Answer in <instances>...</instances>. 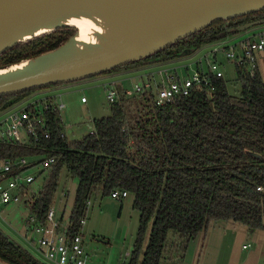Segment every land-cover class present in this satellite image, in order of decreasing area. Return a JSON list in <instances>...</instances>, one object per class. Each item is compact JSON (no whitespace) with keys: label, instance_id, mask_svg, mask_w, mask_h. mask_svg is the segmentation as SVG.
<instances>
[{"label":"trees","instance_id":"1","mask_svg":"<svg viewBox=\"0 0 264 264\" xmlns=\"http://www.w3.org/2000/svg\"><path fill=\"white\" fill-rule=\"evenodd\" d=\"M262 19L264 10L215 22L106 74L177 58L185 47L197 50L233 37L241 33L238 26ZM73 32L64 28L18 44L0 55V67L53 50ZM214 60L216 54L206 63ZM232 65L238 94L228 91L224 73L220 77L208 73L207 84L160 106L153 92L129 97L121 89L118 100L110 104V114L94 119L93 132L79 140L61 137L60 114L48 109L46 128L36 141L29 145L0 141V158L54 157L27 202L30 214L44 221L65 168L77 184L68 220L60 216L59 222L69 224L72 233L80 229L79 220L92 195L106 196L114 190L133 195L132 207L139 216L128 264H181L190 241L211 221H232L264 231V79L258 66L250 72L247 63ZM34 91L2 95L0 110ZM0 260L47 264L2 232Z\"/></svg>","mask_w":264,"mask_h":264},{"label":"rangeland","instance_id":"2","mask_svg":"<svg viewBox=\"0 0 264 264\" xmlns=\"http://www.w3.org/2000/svg\"><path fill=\"white\" fill-rule=\"evenodd\" d=\"M237 35V38L247 36L245 32ZM212 48V46L204 45L189 55H179L177 58L187 59L177 65L189 64L188 71L181 69L183 73L189 75L197 68L207 70L206 59L210 56L204 59V55ZM216 58L222 63L221 69L227 81L228 91L231 94H238L240 86L236 82V73L232 63L225 59L222 52H218ZM199 59L201 60L200 64H196L195 62ZM170 60L161 62L165 63ZM259 60L261 59L259 58ZM150 65L151 63H144L108 73L109 75L104 74L42 88L25 97L21 106L34 101H44L48 96L60 94L61 98H57V100L65 104V108L60 110L65 137L68 141L79 140L93 129L92 121L94 119L110 114V104L106 100L104 83L110 79H118L122 82L123 78H126L123 83L131 87L134 82L144 81L146 74L159 69V67ZM260 70L264 79V63ZM132 71L136 72L128 75ZM117 73L127 75L110 76ZM82 98H85L86 101L83 102ZM38 171L39 169H35L30 173L36 175ZM45 175L46 173L43 171L36 176L32 183L35 191L41 185ZM76 184L77 180L72 178L65 168L62 169L51 208L58 218L63 216L65 222H67L72 208ZM89 201L90 204L87 205L84 213L85 224L80 229L84 249L88 256L86 264H128L139 216L132 207L133 195L128 193L126 197L114 199L110 195L97 194L92 195ZM27 206L25 202L15 205H0V231L16 244L26 248L37 260L43 262L36 249L22 239V235L26 234V223L31 215ZM148 232L149 230L145 234L142 250L146 245ZM97 238L102 241H98ZM181 264H264V231L248 229L246 226L232 221H211L205 231L190 241Z\"/></svg>","mask_w":264,"mask_h":264},{"label":"water","instance_id":"3","mask_svg":"<svg viewBox=\"0 0 264 264\" xmlns=\"http://www.w3.org/2000/svg\"><path fill=\"white\" fill-rule=\"evenodd\" d=\"M125 5L156 18L150 34L137 43L122 42L115 49L90 50L81 54L68 51L75 41L74 26L59 25L50 31L31 35L45 22L65 14ZM261 10H264V0H0V55L55 30L69 28L74 31L53 50L0 67L2 70L23 61L29 62L22 69L0 73V97L103 75L125 64L146 59L215 22ZM263 24L264 19L240 25L236 30L244 32ZM26 35L31 36L17 40ZM193 52L195 47H185L179 55ZM0 264L7 263L0 260Z\"/></svg>","mask_w":264,"mask_h":264},{"label":"built area","instance_id":"4","mask_svg":"<svg viewBox=\"0 0 264 264\" xmlns=\"http://www.w3.org/2000/svg\"><path fill=\"white\" fill-rule=\"evenodd\" d=\"M244 32L247 34L246 37L237 38L238 35H236L206 44L213 48L204 55V59L222 52L227 61L239 65L247 63V69L250 72L253 71L258 66L259 58L264 61V24ZM186 59L176 58L165 63L151 64L150 66L159 67V69L146 74L144 81L134 82L131 87H121L117 80H108L104 83L107 102L115 103L123 89L124 95L129 97L153 92L154 102L160 106L173 101L178 96L188 95L193 87L202 83L207 84L208 73L215 77L223 75L218 60L207 63V70L197 68L190 75L185 74L181 69L188 71L190 65L177 64ZM200 61L199 59L195 63L200 64ZM57 98L60 99L61 95L55 94L46 97L44 101H34L21 106L22 99L1 109L0 141L22 145H29L32 139L36 141L39 132L46 128L45 111L50 109L60 114V110L65 108V104L58 102ZM82 101H86L85 98H82ZM92 132L93 129L89 133ZM60 136L65 137L64 132ZM53 162L54 157L43 155L0 158V205H15L20 202L28 204L27 202L36 193L32 187L36 176ZM35 169H39L36 175L30 173ZM126 196V191L114 190L110 193V197L114 199ZM89 204L90 201L87 200L86 205ZM84 224L85 218L83 217L79 220L80 229ZM68 226L67 223H60L55 211L50 208L43 222H39L32 215L29 216L26 223V234L22 235V239L29 246L34 247L42 257V261L47 264H86L88 256L84 249L80 229L72 233Z\"/></svg>","mask_w":264,"mask_h":264},{"label":"bare ground","instance_id":"5","mask_svg":"<svg viewBox=\"0 0 264 264\" xmlns=\"http://www.w3.org/2000/svg\"><path fill=\"white\" fill-rule=\"evenodd\" d=\"M155 22L156 18L146 16L139 10L126 5L120 8L98 7L65 14L60 18L45 22L31 35L50 31L59 25L74 26L76 28L75 41L68 51L85 54L90 50L115 49L122 42L137 43L150 34ZM28 65V61H23L0 70V73L19 70Z\"/></svg>","mask_w":264,"mask_h":264},{"label":"crops","instance_id":"6","mask_svg":"<svg viewBox=\"0 0 264 264\" xmlns=\"http://www.w3.org/2000/svg\"><path fill=\"white\" fill-rule=\"evenodd\" d=\"M246 33V32H245ZM261 59V58H260ZM264 62H263V60H259V62H258V67H259V69H260V67H261V65L263 64ZM134 72H136V71H132V72H129V74L128 75H130V74H132V73H134ZM260 72H261V70H260ZM123 73H127V72H123ZM122 73V74H123ZM120 74V73H119ZM118 73L117 74H114V75H110V76H112V77H118V76H121L122 74H120L119 75ZM109 75V74H108ZM123 75H127V74H123ZM127 78H130V77H127ZM125 80H126V78H123V80H122V82L121 81H119L118 79H117V81L119 82V85L121 86V87H125V88H127L128 86L127 85H125L123 82H125Z\"/></svg>","mask_w":264,"mask_h":264}]
</instances>
